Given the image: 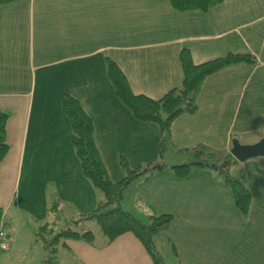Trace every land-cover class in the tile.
I'll return each mask as SVG.
<instances>
[{"label": "crops", "instance_id": "1", "mask_svg": "<svg viewBox=\"0 0 264 264\" xmlns=\"http://www.w3.org/2000/svg\"><path fill=\"white\" fill-rule=\"evenodd\" d=\"M182 49L194 63L228 52L250 53L253 59L208 74L196 109L175 116L162 142L159 125L134 117L118 96L107 63L118 65L134 93L159 98L182 82ZM64 94L77 98L90 116L112 180L125 174L121 157L131 167L163 165L130 180L120 200L142 219L171 214L153 236L163 261L264 264V157L231 166L250 191L245 214L212 166L194 165L184 176L171 168L196 160L192 147L198 144L223 156L234 137L259 133L238 139L241 143L264 137V0H221L206 11L178 10L169 0L0 4V110L8 112L0 223L9 233L8 247L1 250L9 259L40 264L48 253L36 232L71 222L79 231L91 229L94 239H60L54 252L59 263L153 264L134 233L107 241L92 226L95 219L83 217L105 196L82 170L62 108ZM166 143L174 153L168 162Z\"/></svg>", "mask_w": 264, "mask_h": 264}, {"label": "trees", "instance_id": "2", "mask_svg": "<svg viewBox=\"0 0 264 264\" xmlns=\"http://www.w3.org/2000/svg\"><path fill=\"white\" fill-rule=\"evenodd\" d=\"M11 0H0L5 3ZM172 6L178 10L196 9L206 11L221 0H169ZM180 62L183 70L182 82L168 90L159 98H151L144 94L134 93L127 82L121 69L113 60H108V74L114 85L116 93L130 108L134 117L142 121L156 122L160 127L161 140L164 142L169 137V126L175 116L182 112L194 111L197 107L196 94L202 80L225 65L252 61L250 53L228 52L226 54L207 59L200 63L192 61L188 49L180 51ZM62 108L69 116L72 132L71 140L75 147L76 155L80 161L85 176L94 186L99 188L105 196V200L91 212L83 217H93L100 230L110 241L117 235L130 231L134 233L146 246L152 256L153 264H167L162 260L154 247L153 236L159 228L170 221L171 214H152L142 219L132 212L125 210L120 205L124 188L130 180L150 175L154 170L163 165L150 162L144 165L131 167L124 157L120 158L121 166L124 168V176L119 180H112L107 172L100 152L94 139V126L90 116L83 109L77 98L69 94L62 96ZM8 112L0 110V162L8 150L6 142V121ZM192 149L195 151V159L188 163L174 164L172 169L178 176H184L194 165L212 166L223 181L232 189L235 205L245 214L250 207V191L244 182L231 172L237 160L230 152L223 156L214 150L208 149L204 144H198ZM0 209V220H1ZM85 219V218H84ZM69 222V221H68ZM76 223V222H75ZM49 225H43L36 234L43 240L48 255L40 264H61L54 252L57 243L65 237H82L88 242L94 239L91 229L82 231L74 227V223L64 225L63 228L47 236L43 229ZM1 249V248H0Z\"/></svg>", "mask_w": 264, "mask_h": 264}, {"label": "water", "instance_id": "3", "mask_svg": "<svg viewBox=\"0 0 264 264\" xmlns=\"http://www.w3.org/2000/svg\"><path fill=\"white\" fill-rule=\"evenodd\" d=\"M230 153L239 161L264 156V137L252 143H241L234 137L231 141Z\"/></svg>", "mask_w": 264, "mask_h": 264}, {"label": "rangeland", "instance_id": "4", "mask_svg": "<svg viewBox=\"0 0 264 264\" xmlns=\"http://www.w3.org/2000/svg\"><path fill=\"white\" fill-rule=\"evenodd\" d=\"M259 133L258 132H255L254 133V135H250V134H243V135H241L239 138H237V139H239L240 141H248V140H246V137L247 138H249L250 136L252 137V138H257ZM262 134V133H261ZM250 135V136H249ZM251 140V139H250ZM254 142V141H253ZM169 146H171V145H169V143H166L165 144V148H164V153L166 154V156H165V159H166V162H168L169 161V159H168V156H169V154L171 153V154H174L173 153V151H171V149L169 148ZM191 155V153L190 154H187L186 156L187 157H189ZM257 157H264V156H257ZM239 163H242V161H238L237 163H236V166L237 165H239ZM69 223H67L66 225H68ZM92 226L94 227V229L96 230V231H98V232H100L101 233V231H99V229H96V228H98V225H97V223H95V222H93L92 223ZM61 228H63V226L61 227ZM61 228H57V230L56 229H54L53 227H49V226H46L44 229H43V233L44 234H46L47 236H51L52 235V233H54V232H56V231H58L59 229H61ZM154 247H155V244H154ZM5 250H1L0 249V264H23V260L24 259H18V258H14V259H9V258H7L8 257V254H6L5 252H4Z\"/></svg>", "mask_w": 264, "mask_h": 264}, {"label": "built area", "instance_id": "5", "mask_svg": "<svg viewBox=\"0 0 264 264\" xmlns=\"http://www.w3.org/2000/svg\"><path fill=\"white\" fill-rule=\"evenodd\" d=\"M9 233L7 229L0 223V248L5 249L8 247Z\"/></svg>", "mask_w": 264, "mask_h": 264}]
</instances>
